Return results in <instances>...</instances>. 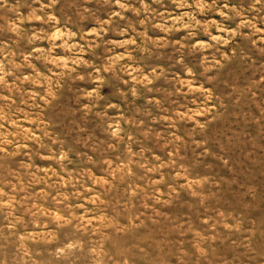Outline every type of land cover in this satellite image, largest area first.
I'll use <instances>...</instances> for the list:
<instances>
[{
	"label": "rangeland",
	"instance_id": "1",
	"mask_svg": "<svg viewBox=\"0 0 264 264\" xmlns=\"http://www.w3.org/2000/svg\"><path fill=\"white\" fill-rule=\"evenodd\" d=\"M0 264H264V0H0Z\"/></svg>",
	"mask_w": 264,
	"mask_h": 264
}]
</instances>
